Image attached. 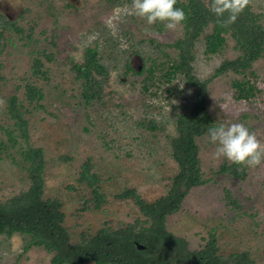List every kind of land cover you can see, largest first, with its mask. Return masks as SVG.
Here are the masks:
<instances>
[{"label":"rangeland","instance_id":"1","mask_svg":"<svg viewBox=\"0 0 264 264\" xmlns=\"http://www.w3.org/2000/svg\"><path fill=\"white\" fill-rule=\"evenodd\" d=\"M131 2L0 0V12L19 28L0 25V99L4 101L0 104V141H7L6 127L17 137L15 144L0 150V200L29 185L19 147L41 146L44 196L61 200L63 224L73 242L79 240L81 231L92 234L103 226L145 224L134 199L117 193L134 188L145 200H153L167 192L178 170L170 139L177 134V114L191 107L196 88L182 74L169 81L156 78L144 88V73L126 70L124 63L129 57L131 66L140 70L141 55L156 52L148 39L171 42L183 33V24L174 31H159L131 12ZM250 5L264 25V0H250ZM209 29H204L193 47V71L200 78L238 53L228 34L217 52H205L203 34ZM95 44L104 55L109 77L103 100L86 103L70 58L82 60L85 47ZM167 49L175 54L173 47ZM35 56L42 60L46 76L33 73ZM251 70L254 74L247 78L256 89L247 98L237 97L232 84L242 74L228 70L214 76L207 87L206 109L216 126L244 123L264 143V51L253 60ZM26 82L42 89L40 104L29 103L25 97ZM11 93L24 102L27 138L19 134L15 118L7 111ZM195 139L207 180L191 187L180 208L167 214V230L184 237L191 249L203 246L213 233L219 252L246 250L255 264H264V162L256 168L236 165L244 167V176H237L221 170L222 164L232 162L213 158L216 145L210 142L208 131ZM86 159L103 194L98 207L89 198L92 184L79 178ZM23 244L19 233L0 235V264H52L53 252L37 245L24 250Z\"/></svg>","mask_w":264,"mask_h":264},{"label":"trees","instance_id":"2","mask_svg":"<svg viewBox=\"0 0 264 264\" xmlns=\"http://www.w3.org/2000/svg\"><path fill=\"white\" fill-rule=\"evenodd\" d=\"M119 1V0H111ZM210 0H177V8H183L187 13V20L183 23V33L171 42H161L153 37L148 40L153 44L154 55L140 54L142 63L140 70L131 66L129 57L125 60L126 70L144 73V88L153 84L156 78L166 81L177 74L196 88L191 107L176 116L177 134L172 136L170 143L172 155L178 163V170L172 177V182L165 194L153 200H145L134 188H126L117 193L118 197H132L145 215L138 228L135 224L108 228L103 226L96 232L89 234L81 231L79 240L75 242L69 238V233L63 224L65 212L62 202L54 196H44V166L43 148L27 144L20 146L22 167L26 170L30 180L27 188L0 200V235L11 237L19 233L24 238L23 249L37 245L42 246L51 255L52 264H84L86 260H94L95 264H255L254 259L246 250L231 251L227 254L219 252L216 238L210 233L207 241L199 248H189L184 237L177 236L167 230L165 218L180 208L182 200L188 190L207 179L203 177L198 156L199 146L195 136L216 126L206 109V93L211 79L228 70L242 74L241 79L233 80L236 96L247 98L254 93L256 86L247 78L252 62L264 51V25L259 20V14L251 9V5L241 13L237 21L227 28L217 23V17L206 7ZM227 13L225 14V18ZM0 25H12L15 22L0 12ZM163 30V24L157 22L152 25ZM209 31L203 34L204 51L215 53L224 44L226 34L233 39V47L238 53L233 58H224L213 71L202 78L193 71L192 62L195 58L194 43L206 27ZM145 40L140 39V41ZM173 47L175 54L167 48ZM51 57L50 54H45ZM104 55L98 52L97 45H87L80 61L70 58L75 76L81 79V97L86 103L102 101L105 95L104 86L109 77V69L102 61ZM40 57L33 59V73L46 76L42 68ZM160 76L156 77V72ZM44 93L40 87L32 82L25 83V97L29 103L40 104ZM7 111L15 118L14 123L19 126V134L27 138V121L23 117L24 102L16 94L7 97ZM156 127V125H151ZM7 141H0V150L17 142L16 134L11 128H5ZM15 161V158L12 157ZM238 164H222L221 170L244 176V167ZM80 179L92 184V195L89 197L98 207L103 194L98 191L97 177L90 172V162L86 159L82 164ZM184 187V189L182 188ZM232 202L235 200H231ZM85 203V202H84ZM83 207H86L85 204ZM138 244H142L139 247Z\"/></svg>","mask_w":264,"mask_h":264},{"label":"clouds","instance_id":"3","mask_svg":"<svg viewBox=\"0 0 264 264\" xmlns=\"http://www.w3.org/2000/svg\"><path fill=\"white\" fill-rule=\"evenodd\" d=\"M176 4L177 0H132L130 10L146 20L149 26L159 22L167 30L174 31L188 18L185 10L177 8ZM249 4L250 0H210L206 7L217 17L220 27L227 28L237 21ZM3 103L0 99V104ZM208 135L210 142L216 145L214 159L223 157L249 168H256L264 162V143L244 123L219 124L209 128Z\"/></svg>","mask_w":264,"mask_h":264},{"label":"water","instance_id":"4","mask_svg":"<svg viewBox=\"0 0 264 264\" xmlns=\"http://www.w3.org/2000/svg\"><path fill=\"white\" fill-rule=\"evenodd\" d=\"M140 67H141V65H140ZM183 189H184V187H182ZM139 245V247H142V244H138Z\"/></svg>","mask_w":264,"mask_h":264}]
</instances>
